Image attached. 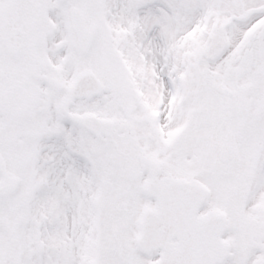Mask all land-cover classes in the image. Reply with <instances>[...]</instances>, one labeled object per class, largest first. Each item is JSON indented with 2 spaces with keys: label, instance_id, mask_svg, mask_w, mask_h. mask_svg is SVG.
<instances>
[{
  "label": "snow or ice",
  "instance_id": "snow-or-ice-1",
  "mask_svg": "<svg viewBox=\"0 0 264 264\" xmlns=\"http://www.w3.org/2000/svg\"><path fill=\"white\" fill-rule=\"evenodd\" d=\"M0 264H264V0H0Z\"/></svg>",
  "mask_w": 264,
  "mask_h": 264
}]
</instances>
